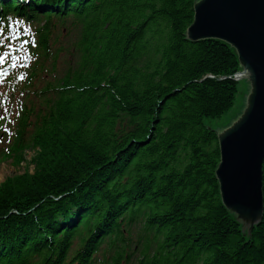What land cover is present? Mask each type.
I'll use <instances>...</instances> for the list:
<instances>
[{"label":"trees","instance_id":"trees-1","mask_svg":"<svg viewBox=\"0 0 264 264\" xmlns=\"http://www.w3.org/2000/svg\"><path fill=\"white\" fill-rule=\"evenodd\" d=\"M195 1L0 0L37 23L10 156L38 149L0 183V264H264V215L248 233L224 206L205 122L234 106L239 59L187 38Z\"/></svg>","mask_w":264,"mask_h":264},{"label":"water","instance_id":"water-1","mask_svg":"<svg viewBox=\"0 0 264 264\" xmlns=\"http://www.w3.org/2000/svg\"><path fill=\"white\" fill-rule=\"evenodd\" d=\"M194 11L187 38L221 40L239 59L234 106L205 122L218 138L221 200L251 233L264 215V0H196Z\"/></svg>","mask_w":264,"mask_h":264},{"label":"rangeland","instance_id":"rangeland-1","mask_svg":"<svg viewBox=\"0 0 264 264\" xmlns=\"http://www.w3.org/2000/svg\"><path fill=\"white\" fill-rule=\"evenodd\" d=\"M71 39L68 38L65 42L66 46L71 44ZM65 66H60V68H64ZM237 73L235 74V76ZM38 149H27L25 152V160L17 165L16 161H14V155L4 158L3 160L0 159V183L4 181V179L8 176L18 175L24 173L25 171L29 170V173H33L35 170V164L32 163V159L34 156L38 155ZM144 232L143 222L138 221L135 222L131 227V238L133 239V246L135 242L138 240L139 233ZM140 252H136L133 262L138 261Z\"/></svg>","mask_w":264,"mask_h":264},{"label":"snow or ice","instance_id":"snow-or-ice-1","mask_svg":"<svg viewBox=\"0 0 264 264\" xmlns=\"http://www.w3.org/2000/svg\"><path fill=\"white\" fill-rule=\"evenodd\" d=\"M8 55L7 52H5L3 55H0V63H2L5 59V57Z\"/></svg>","mask_w":264,"mask_h":264},{"label":"bare ground","instance_id":"bare-ground-1","mask_svg":"<svg viewBox=\"0 0 264 264\" xmlns=\"http://www.w3.org/2000/svg\"><path fill=\"white\" fill-rule=\"evenodd\" d=\"M235 77H236V76H235ZM235 77H234V78H235ZM0 90H1V89H0Z\"/></svg>","mask_w":264,"mask_h":264}]
</instances>
